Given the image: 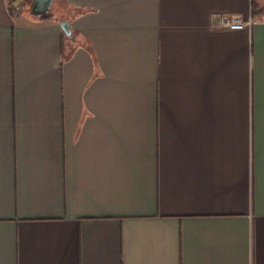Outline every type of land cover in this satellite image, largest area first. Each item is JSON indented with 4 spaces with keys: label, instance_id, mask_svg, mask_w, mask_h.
<instances>
[{
    "label": "crops",
    "instance_id": "1",
    "mask_svg": "<svg viewBox=\"0 0 264 264\" xmlns=\"http://www.w3.org/2000/svg\"><path fill=\"white\" fill-rule=\"evenodd\" d=\"M24 3L0 0V264H264V0Z\"/></svg>",
    "mask_w": 264,
    "mask_h": 264
},
{
    "label": "built area",
    "instance_id": "2",
    "mask_svg": "<svg viewBox=\"0 0 264 264\" xmlns=\"http://www.w3.org/2000/svg\"><path fill=\"white\" fill-rule=\"evenodd\" d=\"M20 7V0H11L10 10L13 15L18 12ZM253 21L249 18L243 20L239 15H226L217 13L211 17V27L215 29H231V30H242L249 28Z\"/></svg>",
    "mask_w": 264,
    "mask_h": 264
},
{
    "label": "water",
    "instance_id": "3",
    "mask_svg": "<svg viewBox=\"0 0 264 264\" xmlns=\"http://www.w3.org/2000/svg\"><path fill=\"white\" fill-rule=\"evenodd\" d=\"M53 0H31L30 13L36 16H45L49 11ZM60 27L66 36L71 37V29L67 21L60 22Z\"/></svg>",
    "mask_w": 264,
    "mask_h": 264
},
{
    "label": "rangeland",
    "instance_id": "4",
    "mask_svg": "<svg viewBox=\"0 0 264 264\" xmlns=\"http://www.w3.org/2000/svg\"><path fill=\"white\" fill-rule=\"evenodd\" d=\"M21 1V0H20ZM25 1V4L23 5L24 6V8H23V12L24 13H28L29 14V7H30V1L31 0H24ZM49 12L51 13V14H54V15H58V13L60 12V7H59V5H58V0H53V3H52V6H51V8H50V10H49Z\"/></svg>",
    "mask_w": 264,
    "mask_h": 264
},
{
    "label": "trees",
    "instance_id": "5",
    "mask_svg": "<svg viewBox=\"0 0 264 264\" xmlns=\"http://www.w3.org/2000/svg\"><path fill=\"white\" fill-rule=\"evenodd\" d=\"M30 2H31V1H30ZM30 2H29V3H30ZM24 4H25V3H24ZM47 15H48V14H46L45 16H40V17H47ZM63 36H65V35H63Z\"/></svg>",
    "mask_w": 264,
    "mask_h": 264
}]
</instances>
